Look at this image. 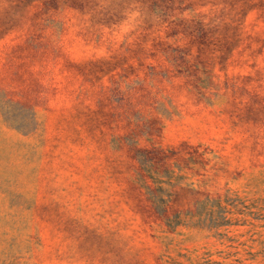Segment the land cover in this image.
I'll return each mask as SVG.
<instances>
[{
	"label": "rangeland",
	"instance_id": "rangeland-1",
	"mask_svg": "<svg viewBox=\"0 0 264 264\" xmlns=\"http://www.w3.org/2000/svg\"><path fill=\"white\" fill-rule=\"evenodd\" d=\"M0 264H264V0H0Z\"/></svg>",
	"mask_w": 264,
	"mask_h": 264
},
{
	"label": "trees",
	"instance_id": "trees-1",
	"mask_svg": "<svg viewBox=\"0 0 264 264\" xmlns=\"http://www.w3.org/2000/svg\"><path fill=\"white\" fill-rule=\"evenodd\" d=\"M159 143V141H157V142H155V143H153L152 142V146H154L155 147V149H156V151H158V152H162V153H164V150L162 149V148H160L157 144ZM174 222H176V221H171V223L170 224H173ZM181 221H177V223L176 224H178V223H180Z\"/></svg>",
	"mask_w": 264,
	"mask_h": 264
}]
</instances>
